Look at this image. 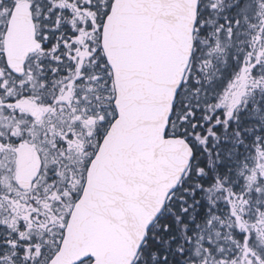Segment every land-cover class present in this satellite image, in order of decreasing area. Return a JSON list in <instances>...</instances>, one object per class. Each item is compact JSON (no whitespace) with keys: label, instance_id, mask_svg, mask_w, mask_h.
Returning <instances> with one entry per match:
<instances>
[{"label":"snow or ice","instance_id":"obj_1","mask_svg":"<svg viewBox=\"0 0 264 264\" xmlns=\"http://www.w3.org/2000/svg\"><path fill=\"white\" fill-rule=\"evenodd\" d=\"M0 264H264V0H0Z\"/></svg>","mask_w":264,"mask_h":264}]
</instances>
